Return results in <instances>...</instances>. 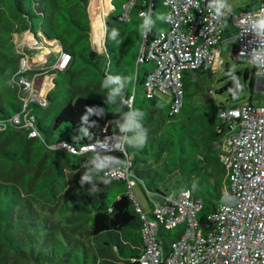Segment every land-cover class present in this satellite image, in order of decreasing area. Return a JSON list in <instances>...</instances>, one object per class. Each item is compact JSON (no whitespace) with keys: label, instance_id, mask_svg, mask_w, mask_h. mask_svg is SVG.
<instances>
[{"label":"trees","instance_id":"1","mask_svg":"<svg viewBox=\"0 0 264 264\" xmlns=\"http://www.w3.org/2000/svg\"><path fill=\"white\" fill-rule=\"evenodd\" d=\"M131 2H133L132 5ZM164 0H111L112 9L105 19L103 51L92 45L89 18L90 0H0V247L14 261L34 264H137L143 250V222L136 212L133 192L139 186L147 205L144 213L153 219L154 202L169 195L162 186L174 175L178 192L190 190L192 197L201 199L204 207L197 219L204 220L220 205H232L229 170L221 162L223 141L231 121L220 118V112L238 107L241 95L248 89L253 94L257 80V65L252 70L237 73V80L226 103L206 102L200 93L212 69L187 70L182 75L183 104L178 114L170 115V99L148 98L145 81L156 63L143 58L141 51L149 47L160 33L167 30V9ZM148 28L139 16L149 11ZM128 20L123 19L124 7ZM247 6L244 10H248ZM225 16L221 42H231L233 57L237 51V28L233 16ZM29 31L37 42L55 41L69 56L64 70H55L54 87L47 94V105L20 100L18 73L19 56L15 53L13 35ZM222 55V53H221ZM236 61V60H235ZM241 61V60H240ZM236 61V62H240ZM229 65H226V70ZM64 76V79L61 78ZM90 83L101 85L102 94L76 96L74 89ZM57 94L54 95V91ZM111 90L113 98L104 95ZM226 89H221L223 93ZM133 97L130 107L128 99ZM251 99V98H250ZM25 105V107H24ZM25 108V109H24ZM33 117V127L39 137L28 138L15 131L13 117L24 112ZM127 115L131 125L124 143V152L105 159L89 189L71 199V220L84 222L88 240L66 234L52 222L40 219L35 201L44 198L56 202L55 187L66 190L70 185L61 155L54 146L61 143L79 151L83 147H98L118 143V134ZM94 156L102 155L95 152ZM62 154L65 155L64 152ZM74 167L80 166V155L69 154ZM49 158L52 175H29L21 182L14 179L16 170H30ZM125 159L131 162V190L123 181L103 177V171ZM99 184V185H97ZM98 186V187H97ZM133 195V197L131 196ZM153 194V198L149 197ZM28 198L35 200L30 203ZM183 234V227L160 230L157 234L164 255ZM76 236V237H74ZM123 238V239H122ZM95 241V242H94ZM126 244V245H125ZM141 247L140 252L133 249Z\"/></svg>","mask_w":264,"mask_h":264},{"label":"built area","instance_id":"2","mask_svg":"<svg viewBox=\"0 0 264 264\" xmlns=\"http://www.w3.org/2000/svg\"><path fill=\"white\" fill-rule=\"evenodd\" d=\"M163 4L167 9V30L160 33L147 50L141 51L138 62H142L145 56L147 60L155 61V70L145 81L147 97L169 98L172 116L179 113L183 104V73L187 70H213L220 62L225 16L232 11L226 0H164ZM130 5L124 7V20H128ZM151 7L152 3L149 11L139 14L145 20V29L148 28ZM261 21H264V0L256 9L244 10L233 16L237 28L234 60L246 59L256 64L257 79H262L264 84V26H261ZM69 59V56L63 59L64 68ZM18 73L22 72L19 70ZM20 78L23 88L31 87L25 75ZM35 103L44 107L47 100L37 99ZM127 103L131 107L133 97ZM23 112L22 118L20 115L13 117V123L27 126L30 137H39L33 127V117ZM219 116L232 122L223 141L220 159L229 170L234 203L220 205L199 221L197 217L204 207L203 201L192 197L188 189L171 192L161 201L154 202L153 219L148 221L134 199L136 212L143 222V250L135 260L137 264H264V106L247 103L224 109ZM131 120V115H127L116 144L88 146L90 150L83 147L79 151L61 143L53 148H67L74 155L90 151L101 155L113 151L125 153L124 143ZM5 129L4 125L0 126V130ZM102 175L110 180L126 182L129 190L134 185L129 159L106 168ZM179 226L183 227L182 236L164 255L158 232Z\"/></svg>","mask_w":264,"mask_h":264},{"label":"rangeland","instance_id":"3","mask_svg":"<svg viewBox=\"0 0 264 264\" xmlns=\"http://www.w3.org/2000/svg\"><path fill=\"white\" fill-rule=\"evenodd\" d=\"M261 1L262 0H226V4L231 11L240 9L244 10L247 6H249V10H253L260 5ZM111 9V0H101L97 5H94L93 0H90L88 12L91 23L92 45L93 48L100 53L104 48V36L106 29L105 19ZM36 36L29 31L13 35L15 53L19 56L18 70L26 74L25 77H27V81L31 84V87L23 88L24 85L21 83V78H19L18 84H16L20 92L19 98L23 101V103H25V101L36 102L37 99L46 98L47 94L54 87L53 80L56 77V73L52 72L55 70H64L63 59L68 57L67 54L62 52L60 46L55 41L43 40L37 42ZM227 64L229 65L228 70H226ZM247 69L252 70L253 64L249 63L246 59L236 62L233 57L232 43H223L220 62L214 66L213 74L205 80L203 88L200 89V93H206L200 100L203 101V99H207L206 102L211 103L212 101L216 104L226 103V101L230 103L228 100L229 92L234 90L237 80L240 79V82L242 84L244 83L243 77L238 78L237 73L240 72L243 74ZM61 78L64 79V76H61ZM221 89L226 90L221 93ZM57 91L58 90L56 89L53 94L56 95ZM74 92L76 96L102 94L101 85L93 83L77 87L74 89ZM104 97L108 100L112 99L113 95L111 90H109ZM247 103L254 106H264V84L262 79L258 78L256 80L252 95H250L248 89L241 95L238 105L240 106ZM27 119H29V117H27ZM25 125L28 124L25 122ZM14 130L24 133L27 130V126L22 125L20 127H15ZM3 132L4 130H0V134ZM28 138L33 139V137H30L29 135ZM56 150L58 152L68 153L63 148H58ZM117 153V151L103 152L101 157L95 158L91 157V153H88L87 155L80 154L83 160L81 162L82 168H75L71 163V160H68L64 154L60 153L61 155L58 157V162L64 166L66 175L70 177V185L66 188V190H59L58 187H55V203L46 201L44 198H39L37 201L32 198H28L30 203L34 201L36 202L34 207L37 214L40 215L39 218L54 223L58 229L65 231L66 234L73 235L71 232H74L75 234L78 233V239L88 240V229L84 222L76 221L74 223V227L69 224L71 220L68 219L72 215L71 199L73 197H80L81 192L92 194L89 189L93 186V184L89 182V179L96 174V165L106 158L113 157V155H116ZM48 164L49 158H47L39 166H35L30 170H16L14 179L17 182H21L29 175H37V177H41L43 175L50 176L52 175V171L48 167ZM0 175L3 176L1 174V170ZM178 180L179 177L174 175L171 181L166 182L162 186V190L167 192L175 190L177 193L179 188L175 182ZM133 192L142 208L145 211H148L146 199L138 185L133 187ZM149 197L153 198V194H149ZM0 264L34 263L14 261L11 254L5 250L4 247H0Z\"/></svg>","mask_w":264,"mask_h":264},{"label":"crops","instance_id":"4","mask_svg":"<svg viewBox=\"0 0 264 264\" xmlns=\"http://www.w3.org/2000/svg\"><path fill=\"white\" fill-rule=\"evenodd\" d=\"M60 153H62V152H60ZM65 153V156H66V158L68 159V160H71V158L72 157H70L69 156V153H66V152H64ZM87 155V154H86ZM91 157H93V158H95V157H97V156H94L93 154H91ZM79 160H80V166L79 167H77V168H82V164H81V162L83 161L82 160V158H81V155L79 156ZM71 162H72V160H71ZM102 166H108V163H106L105 162V159L104 160H102L98 165H96V170H95V175H93L92 176V178H90L89 179V182L91 183V184H93L94 183V178L95 177H97V175H99V172H100V170H101V168H102ZM76 168V167H75ZM173 179V178H172ZM171 179V180H172ZM170 180V181H171ZM94 185V184H93ZM97 185H99V184H97ZM98 187V186H97ZM171 192H175V190H171V191H169L168 193H171ZM123 239V238H122ZM126 245V244H125ZM133 249H135V251L136 252H140L141 251V247H139V246H135Z\"/></svg>","mask_w":264,"mask_h":264},{"label":"water","instance_id":"5","mask_svg":"<svg viewBox=\"0 0 264 264\" xmlns=\"http://www.w3.org/2000/svg\"><path fill=\"white\" fill-rule=\"evenodd\" d=\"M64 150H66L69 154H73V152L72 151H70L69 149H67V148H63ZM86 150H90V147H88ZM74 155V154H73Z\"/></svg>","mask_w":264,"mask_h":264},{"label":"bare ground","instance_id":"6","mask_svg":"<svg viewBox=\"0 0 264 264\" xmlns=\"http://www.w3.org/2000/svg\"><path fill=\"white\" fill-rule=\"evenodd\" d=\"M101 0H93V2H94V5H97V4H99V2H100ZM102 7V6H101ZM101 17V16H100ZM100 20H102V19H100Z\"/></svg>","mask_w":264,"mask_h":264},{"label":"clouds","instance_id":"7","mask_svg":"<svg viewBox=\"0 0 264 264\" xmlns=\"http://www.w3.org/2000/svg\"><path fill=\"white\" fill-rule=\"evenodd\" d=\"M260 24H261V26H264V21H261Z\"/></svg>","mask_w":264,"mask_h":264}]
</instances>
